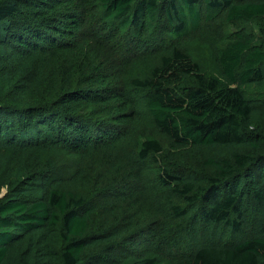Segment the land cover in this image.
I'll list each match as a JSON object with an SVG mask.
<instances>
[{
	"label": "trees",
	"instance_id": "obj_1",
	"mask_svg": "<svg viewBox=\"0 0 264 264\" xmlns=\"http://www.w3.org/2000/svg\"><path fill=\"white\" fill-rule=\"evenodd\" d=\"M0 264H264V0H0Z\"/></svg>",
	"mask_w": 264,
	"mask_h": 264
},
{
	"label": "rangeland",
	"instance_id": "obj_2",
	"mask_svg": "<svg viewBox=\"0 0 264 264\" xmlns=\"http://www.w3.org/2000/svg\"><path fill=\"white\" fill-rule=\"evenodd\" d=\"M252 27H257L255 22L249 23Z\"/></svg>",
	"mask_w": 264,
	"mask_h": 264
}]
</instances>
